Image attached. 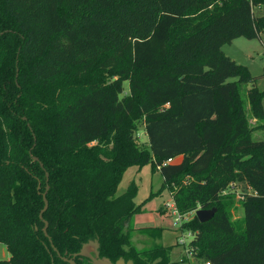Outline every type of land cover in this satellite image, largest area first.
I'll list each match as a JSON object with an SVG mask.
<instances>
[{
    "label": "trees",
    "instance_id": "1",
    "mask_svg": "<svg viewBox=\"0 0 264 264\" xmlns=\"http://www.w3.org/2000/svg\"><path fill=\"white\" fill-rule=\"evenodd\" d=\"M263 6L0 0V241L10 252L0 264H67L61 256L95 238L107 255L173 264L167 246L131 241L144 202L134 200L136 183L118 187L144 161L181 215L217 208L180 226L198 261L264 264V140L253 138L264 127V90L222 48L260 36L264 14L254 9Z\"/></svg>",
    "mask_w": 264,
    "mask_h": 264
},
{
    "label": "rangeland",
    "instance_id": "2",
    "mask_svg": "<svg viewBox=\"0 0 264 264\" xmlns=\"http://www.w3.org/2000/svg\"><path fill=\"white\" fill-rule=\"evenodd\" d=\"M256 16L264 14V6L254 9ZM223 51L237 62L248 66L251 74L255 77L254 84L264 90V31L257 38L239 37L230 43L223 45ZM125 86L129 83L126 81ZM251 85H243L242 91ZM246 97V96H245ZM247 98V97H246ZM249 107V106H248ZM256 123V119H251ZM125 129L121 135L127 132ZM138 140L143 145H148V137L143 125H139ZM255 140H264V127L256 128L253 131ZM177 162L181 157H177ZM138 186L135 202L143 203L142 212L135 214L132 219V243L138 249H148L155 246H167L168 256L173 264H202L190 252H188V243L193 239L189 231H182L180 223L175 224L178 214L174 213V204L169 188L164 185V179L161 172L155 169L151 161H144L142 164H133L128 167L124 177L119 184L118 194L124 193L131 183ZM238 192L244 185L238 184ZM241 195L237 194V203L232 210L233 219L239 220L243 216V207L239 200ZM193 213L184 215L185 219L193 217ZM184 236L187 244H180L179 239ZM10 252L7 246L0 241V259H8Z\"/></svg>",
    "mask_w": 264,
    "mask_h": 264
},
{
    "label": "flooded vegetation",
    "instance_id": "3",
    "mask_svg": "<svg viewBox=\"0 0 264 264\" xmlns=\"http://www.w3.org/2000/svg\"><path fill=\"white\" fill-rule=\"evenodd\" d=\"M89 244L88 252L84 256H75V253H78L80 250L74 253L69 254L68 256H61L65 263L73 264L71 261H74L75 264H117L120 259H124L125 264H128L130 260L134 262L133 259L128 258L125 254L118 255H107L101 249V244L97 238L89 239L83 244ZM60 256V255H59ZM66 258L67 260H65ZM135 264V263H134Z\"/></svg>",
    "mask_w": 264,
    "mask_h": 264
},
{
    "label": "water",
    "instance_id": "4",
    "mask_svg": "<svg viewBox=\"0 0 264 264\" xmlns=\"http://www.w3.org/2000/svg\"><path fill=\"white\" fill-rule=\"evenodd\" d=\"M35 160H38L36 157H34ZM43 165V164H41ZM48 176V173H47ZM48 190V187H47ZM43 199H44V208L41 210L40 212V217H43V213L47 210L48 206H49V201L47 199V191L44 193L43 195ZM217 208L213 207L210 209H204V208H199L196 210L195 215L197 216V218L201 221V222H207L208 220H210L216 213ZM48 227V222L45 220V227H44V232L46 233ZM47 235V233H46ZM88 248H89V244H83V247L81 248V250L78 253H75V256H84L87 254L88 252ZM56 250V248H55ZM57 251V250H56ZM58 255H60L59 252H57ZM65 260H67L66 258H64ZM73 264H75L74 261H71ZM117 264H125L124 259H120ZM128 264H134V262L132 260L129 261Z\"/></svg>",
    "mask_w": 264,
    "mask_h": 264
},
{
    "label": "built area",
    "instance_id": "5",
    "mask_svg": "<svg viewBox=\"0 0 264 264\" xmlns=\"http://www.w3.org/2000/svg\"><path fill=\"white\" fill-rule=\"evenodd\" d=\"M171 162H177V159H176V158H170V159H168V160L166 161V163H171ZM170 207L174 208V213H175V214H178V217H176V219H175V224L180 223V226H181V224H182V222H183L184 220H188V219H189V218H188V219H185V218H184V215H181V214L179 213V211H178V209H177L175 203L172 204V205H170ZM195 212H196V211H193V212H191V213L195 214ZM189 234L192 235V233H191L190 231H189ZM179 243H180V244H184V245L187 244V242H186L184 236H183L182 238L179 239ZM188 245H189V243H188ZM202 264H211V262H210V261H205V262H203Z\"/></svg>",
    "mask_w": 264,
    "mask_h": 264
},
{
    "label": "crops",
    "instance_id": "6",
    "mask_svg": "<svg viewBox=\"0 0 264 264\" xmlns=\"http://www.w3.org/2000/svg\"><path fill=\"white\" fill-rule=\"evenodd\" d=\"M237 61V60H236Z\"/></svg>",
    "mask_w": 264,
    "mask_h": 264
}]
</instances>
